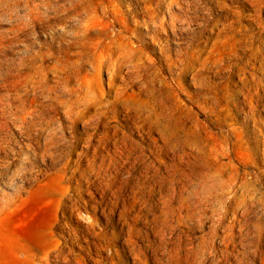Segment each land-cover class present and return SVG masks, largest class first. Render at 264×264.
Wrapping results in <instances>:
<instances>
[{"label": "rangeland", "instance_id": "obj_1", "mask_svg": "<svg viewBox=\"0 0 264 264\" xmlns=\"http://www.w3.org/2000/svg\"><path fill=\"white\" fill-rule=\"evenodd\" d=\"M185 2L189 19L176 34L155 41L148 37L152 30L130 25L128 36L141 44L145 67L153 63L151 70L163 79L153 92L141 91L140 83L124 89L129 77L112 80L88 67L81 81L103 102L84 104L74 120H66L62 148L36 153L15 127L0 129V140L8 143L0 154V188L14 194L24 187L12 208L0 212V232L19 226L34 238L39 247L33 264L45 258L49 264H261L252 237L239 241L237 228L223 263L203 253V227L188 219L177 193L178 178H186L190 165L165 151L174 139L157 126H187L204 139L208 129L244 128L251 102L264 104V0ZM114 9L122 14L128 1ZM167 40L172 56L183 60L177 59L173 73L158 47ZM152 78L147 75L148 84ZM250 124L249 136H259ZM21 165L30 169L25 182L9 179ZM217 233L216 247L226 249L223 229Z\"/></svg>", "mask_w": 264, "mask_h": 264}, {"label": "bare ground", "instance_id": "obj_2", "mask_svg": "<svg viewBox=\"0 0 264 264\" xmlns=\"http://www.w3.org/2000/svg\"><path fill=\"white\" fill-rule=\"evenodd\" d=\"M125 1L129 9L122 14L116 12L114 4ZM184 3L187 4L185 0H142L139 5L132 0H0V23L4 25L0 28V129L15 127L33 142L36 153L38 148L43 149L42 154L62 148L66 120H74L84 104L103 102L89 82L81 81L88 67L108 73L112 80L129 77L124 89L140 83L141 91L153 92L163 79L157 70H151L153 63L145 67L137 47L141 44L136 46L128 36L130 25L152 30L148 34L152 39L169 31L176 34L189 19ZM19 42H23L22 48ZM168 43L158 42V47L165 57L162 62L173 73L177 62L183 60L172 56ZM144 69L149 73L144 74ZM147 75H153L149 84ZM50 100L55 102L50 104ZM262 110L260 100L252 101L240 132L221 128L215 133L208 129L207 139L187 126L174 130L167 121L157 126L166 139H174L165 151L190 165L184 171L186 178L177 181L179 201L188 219L203 227V253L209 252L220 263L224 262L225 251L229 253L232 230L237 228L242 236L235 238L240 241L242 237H252L254 253L264 264ZM252 122L261 131L259 136H249ZM7 149L8 143L0 140V154ZM16 154L20 155L18 150ZM28 172L30 169L21 165L9 179L17 177L25 182ZM23 188L18 185L14 194L0 188V212L12 208ZM220 227L224 232L220 242L226 241V249L216 247ZM1 231L0 264H33L34 248L39 247L35 239L19 226ZM41 264H49L48 258Z\"/></svg>", "mask_w": 264, "mask_h": 264}]
</instances>
